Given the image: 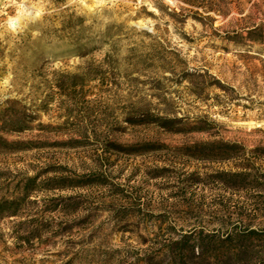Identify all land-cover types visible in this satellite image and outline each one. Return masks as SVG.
<instances>
[{
  "label": "rangeland",
  "instance_id": "1",
  "mask_svg": "<svg viewBox=\"0 0 264 264\" xmlns=\"http://www.w3.org/2000/svg\"><path fill=\"white\" fill-rule=\"evenodd\" d=\"M0 264H264V0H0Z\"/></svg>",
  "mask_w": 264,
  "mask_h": 264
}]
</instances>
